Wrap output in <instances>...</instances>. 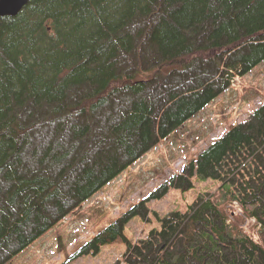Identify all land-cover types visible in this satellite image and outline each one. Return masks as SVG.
I'll return each instance as SVG.
<instances>
[{"label": "trees", "instance_id": "1", "mask_svg": "<svg viewBox=\"0 0 264 264\" xmlns=\"http://www.w3.org/2000/svg\"><path fill=\"white\" fill-rule=\"evenodd\" d=\"M258 51L264 0H30L18 16L0 17V263L183 126L263 59L251 58ZM256 115V127L241 124L192 168L235 172L242 187L224 177L203 203L181 202L176 215L190 219L170 224L181 223L177 260L164 244L151 260L129 261L264 264V108ZM39 125L46 143L34 139Z\"/></svg>", "mask_w": 264, "mask_h": 264}, {"label": "rangeland", "instance_id": "2", "mask_svg": "<svg viewBox=\"0 0 264 264\" xmlns=\"http://www.w3.org/2000/svg\"><path fill=\"white\" fill-rule=\"evenodd\" d=\"M251 53L249 49L244 51L245 55ZM260 54L255 52L251 58H262L264 52ZM149 66L151 63L145 64ZM225 69L227 65L224 64L216 77L223 76ZM237 73L227 89L188 118L185 127L173 130L166 138H159L140 159L104 184L92 198L67 213L61 222L22 253L8 255L0 264H119L136 256L134 261L141 263L143 258H153V246L159 248L164 244L174 247L167 259L177 260L181 252V223L170 224L175 218L184 220L183 223L190 219L187 214L177 216L176 212L183 210L181 202L193 196L202 199L199 204L203 203L226 177L230 185L238 183L242 187L235 172L228 175L222 168L211 170L205 164L200 176L192 169L199 167L198 160L204 151L235 128L241 124L253 128L259 123L256 113L264 108V58L251 69ZM42 129L41 125L35 128L38 132L34 139L46 143L48 132ZM87 141L88 138L80 142L79 150ZM34 144L36 146V142ZM108 146L106 144L104 150ZM222 147L216 153H220ZM258 161L264 169V157H259ZM74 172L65 175V182ZM184 184L191 191L190 195L187 191L178 192ZM260 198L264 200V191ZM239 205L236 202L233 205L235 214L242 212ZM116 222L119 227L106 231ZM165 222L168 237L160 233L155 235V230L164 229Z\"/></svg>", "mask_w": 264, "mask_h": 264}, {"label": "water", "instance_id": "3", "mask_svg": "<svg viewBox=\"0 0 264 264\" xmlns=\"http://www.w3.org/2000/svg\"><path fill=\"white\" fill-rule=\"evenodd\" d=\"M30 0H0V17H15Z\"/></svg>", "mask_w": 264, "mask_h": 264}, {"label": "crops", "instance_id": "4", "mask_svg": "<svg viewBox=\"0 0 264 264\" xmlns=\"http://www.w3.org/2000/svg\"><path fill=\"white\" fill-rule=\"evenodd\" d=\"M182 127H185V125H183Z\"/></svg>", "mask_w": 264, "mask_h": 264}, {"label": "built area", "instance_id": "5", "mask_svg": "<svg viewBox=\"0 0 264 264\" xmlns=\"http://www.w3.org/2000/svg\"><path fill=\"white\" fill-rule=\"evenodd\" d=\"M232 81V80H231Z\"/></svg>", "mask_w": 264, "mask_h": 264}]
</instances>
